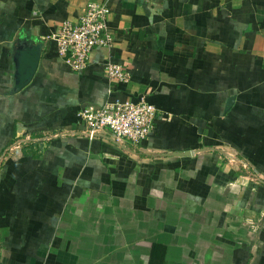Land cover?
<instances>
[{
	"label": "crops",
	"instance_id": "0c3cea01",
	"mask_svg": "<svg viewBox=\"0 0 264 264\" xmlns=\"http://www.w3.org/2000/svg\"><path fill=\"white\" fill-rule=\"evenodd\" d=\"M106 1L114 45L78 72L53 34L89 0H0V264H264V0ZM22 39L43 49L15 91ZM142 97L149 138L83 132Z\"/></svg>",
	"mask_w": 264,
	"mask_h": 264
},
{
	"label": "built area",
	"instance_id": "2783aa9c",
	"mask_svg": "<svg viewBox=\"0 0 264 264\" xmlns=\"http://www.w3.org/2000/svg\"><path fill=\"white\" fill-rule=\"evenodd\" d=\"M111 9L106 0H89L78 21H64L53 34L59 56L73 70L82 72L91 63L92 53L114 45L109 28ZM105 72L111 81H129L125 65L105 61ZM157 107L141 98L107 100L101 106L87 105L80 109L82 130L90 139L109 134L120 143L138 144L154 134L159 117Z\"/></svg>",
	"mask_w": 264,
	"mask_h": 264
},
{
	"label": "water",
	"instance_id": "95a60500",
	"mask_svg": "<svg viewBox=\"0 0 264 264\" xmlns=\"http://www.w3.org/2000/svg\"><path fill=\"white\" fill-rule=\"evenodd\" d=\"M42 49V42H32L29 39H22L18 42L14 53L15 91L24 88L34 78L40 63Z\"/></svg>",
	"mask_w": 264,
	"mask_h": 264
}]
</instances>
